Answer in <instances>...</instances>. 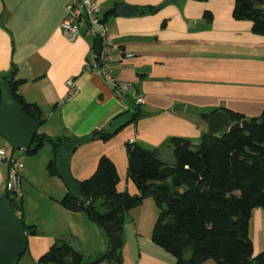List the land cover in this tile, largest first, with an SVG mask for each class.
I'll return each mask as SVG.
<instances>
[{"label":"crops","instance_id":"obj_1","mask_svg":"<svg viewBox=\"0 0 264 264\" xmlns=\"http://www.w3.org/2000/svg\"><path fill=\"white\" fill-rule=\"evenodd\" d=\"M165 1L97 0L103 17L107 15L108 35L116 47L111 74L118 82L133 84L142 94L144 103L137 106L130 98L120 100L102 75L88 66L96 52L95 40L82 34L70 41L62 33L72 0H0V84L9 76L11 82L24 81L18 93L43 111L44 123L38 133L53 140L90 138L96 131L114 132L125 126L137 108L140 110L135 122L111 140L89 139L78 147L71 163L78 181L89 179L100 158L107 156L118 171V191L136 195L128 176V145L161 154L171 148L173 138L201 140L208 133L206 116L218 110L250 119L264 109V37L252 32L250 22L234 19L236 0H171L153 12ZM121 5L132 7L137 15L117 16L116 8ZM206 12L212 15L211 21L205 19ZM71 81L75 94L69 97ZM185 108L200 115H188ZM46 146L51 150H47V168L40 173L17 157L24 164L22 182H36L39 174L47 184L61 187L66 196L69 192L62 179L48 176L54 152L50 144ZM10 150L9 155L16 158ZM8 170L9 162H0V196L5 193L2 185ZM61 200L37 204L38 219H28L24 213L26 225L37 226L38 232L27 236L28 249L16 264H38L58 241L78 243L85 264L108 249L104 229L85 213L65 209ZM158 217L159 209L151 198L126 215L123 264H178L153 241ZM40 224L46 225L44 231ZM250 238L255 257L264 251L262 208L253 211Z\"/></svg>","mask_w":264,"mask_h":264},{"label":"trees","instance_id":"obj_2","mask_svg":"<svg viewBox=\"0 0 264 264\" xmlns=\"http://www.w3.org/2000/svg\"><path fill=\"white\" fill-rule=\"evenodd\" d=\"M204 17L207 21L212 19L209 12ZM233 17L237 21L250 22L252 32L264 37V0H236ZM106 18L107 15L104 22ZM23 83L22 80L11 82L14 98L26 116L44 123L41 107L26 102L18 93V87ZM226 111L232 124L247 120L246 129L231 133L225 130L216 135L207 133L197 150L188 139H171L170 146L175 151L174 167L162 165L157 160L160 154L157 151H148L136 144L128 145V176L137 189L136 195L118 191L116 165L107 156H102L95 173L80 181L88 204L82 205L70 193L60 201L71 212L85 213L92 223L106 232L108 249L86 264H123L125 217L147 198L153 199L159 209L153 241L171 254L178 264H203L207 261L216 264H264V251L254 257L250 238L253 211L264 209V109L261 115L250 119ZM139 114L137 108L133 119L125 126L134 123ZM206 117L209 119L210 116ZM125 126L114 132L96 131L89 139L109 141ZM68 140H53L46 134L37 133L31 148L24 153L35 156L50 144L54 159L48 164V173L51 177H59L55 158L62 144ZM10 151L14 153L16 150L11 148ZM11 204L24 220L22 200L15 198ZM24 225L27 236L37 234L36 226L26 225L25 221ZM70 244L66 241L54 243L37 263L85 264L82 252L75 251ZM188 251L192 252L190 262L185 261Z\"/></svg>","mask_w":264,"mask_h":264},{"label":"water","instance_id":"obj_3","mask_svg":"<svg viewBox=\"0 0 264 264\" xmlns=\"http://www.w3.org/2000/svg\"><path fill=\"white\" fill-rule=\"evenodd\" d=\"M166 0L160 6L153 9L157 12L170 3ZM117 16H135L137 12L130 6L121 5L116 8ZM95 51L97 55L101 52V41H95ZM12 76L0 84L1 103H0V136L9 142L12 149L16 151H27L31 148L34 138L41 128V121L31 119L23 112V107L14 98L11 89ZM177 109V108H175ZM182 109H177L179 111ZM188 115L199 116V112L191 108L183 110ZM143 116V115H141ZM248 121L231 124V119L226 110H220L210 115L208 119V133L216 135L227 130L234 132L238 129H246ZM89 138H76L64 142L60 148V153L55 158L56 170L59 177L64 182L70 195L78 200L82 205L88 204L82 194L80 181L76 180L71 172V163L74 153L78 147L86 144ZM157 160L165 167H174L175 151L168 148L158 155ZM14 195L4 193L0 196V264H15L17 259L24 255L28 249V237L24 225V220L16 213L11 201ZM71 248L78 251L80 246L76 242L70 244ZM192 260V252L185 254V261Z\"/></svg>","mask_w":264,"mask_h":264},{"label":"built area","instance_id":"obj_4","mask_svg":"<svg viewBox=\"0 0 264 264\" xmlns=\"http://www.w3.org/2000/svg\"><path fill=\"white\" fill-rule=\"evenodd\" d=\"M61 30L64 36L70 41H76L82 34L92 40L101 41V52L93 53L88 66L93 72L100 73L106 84L112 86L120 100L127 98L133 100L138 106L144 103V97L133 84L121 83L115 80L111 74V59L116 47L108 35V28L104 22L102 8L97 0H72L68 7V15L62 22ZM74 82L69 83L68 96L75 94ZM9 162V170L6 180L2 185L5 193L21 197L22 171L24 164L20 159L9 155L6 147L0 146V162Z\"/></svg>","mask_w":264,"mask_h":264},{"label":"rangeland","instance_id":"obj_5","mask_svg":"<svg viewBox=\"0 0 264 264\" xmlns=\"http://www.w3.org/2000/svg\"><path fill=\"white\" fill-rule=\"evenodd\" d=\"M201 140L192 142L194 150L198 149V146L201 144ZM1 144L3 146H6L9 150L11 149L9 142L3 138H1ZM47 150H51L49 146H46L45 148H43L35 156H27L23 151H15L14 155L16 158L22 157L26 167H33L37 173H40L42 170H44L45 166L47 165V162H46L47 155H48ZM51 159H53V157ZM63 188H66V187H63ZM62 190L63 189L59 187L58 185H56L55 183L47 184L43 180L42 176L38 174L36 177V182L32 180L30 182L27 179L23 180L21 184V197L18 198V200L19 199L22 200L23 207H24V213L25 215H28V219H30V217H32L33 219H38L35 214V209L38 206L37 204H40L50 199L61 200L65 196ZM40 225L42 227L40 228L41 229L40 231H44L43 228L46 227V225H42V224ZM37 232H38V228H37Z\"/></svg>","mask_w":264,"mask_h":264}]
</instances>
